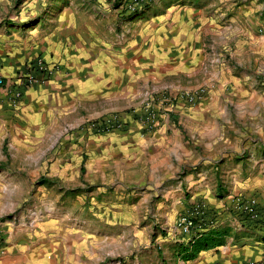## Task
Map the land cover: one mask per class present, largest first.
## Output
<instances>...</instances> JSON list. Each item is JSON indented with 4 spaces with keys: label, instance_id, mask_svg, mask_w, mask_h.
<instances>
[{
    "label": "crops",
    "instance_id": "obj_1",
    "mask_svg": "<svg viewBox=\"0 0 264 264\" xmlns=\"http://www.w3.org/2000/svg\"><path fill=\"white\" fill-rule=\"evenodd\" d=\"M44 1L0 0V77L9 86L0 87V264H91L95 240L73 232L71 209H90L94 190L114 186L165 193L168 240L186 249L181 264L221 263L194 254L203 229L183 237L174 222L189 202L210 203L213 177L242 192L264 184V90L237 71L222 15L185 0H155L131 16L87 0ZM38 57L54 74L14 104L12 84ZM198 90L202 101L166 105L150 134L133 123L106 135L81 129L131 114L147 94ZM61 132L66 148L50 153ZM260 245L245 257L264 261Z\"/></svg>",
    "mask_w": 264,
    "mask_h": 264
},
{
    "label": "rangeland",
    "instance_id": "obj_2",
    "mask_svg": "<svg viewBox=\"0 0 264 264\" xmlns=\"http://www.w3.org/2000/svg\"><path fill=\"white\" fill-rule=\"evenodd\" d=\"M87 1L95 6L104 4L120 14H126L124 1L127 0ZM141 1L139 10L127 14L128 16L137 14L155 0ZM185 1L204 5L209 10L216 9V14L222 15L219 20L221 27L228 29L225 35L230 46H233L230 49L236 53L242 63L241 66H236L237 71L250 76L255 84L254 87L264 90V53L260 50L261 44L258 45L264 42V0ZM44 3L45 6L50 4L58 7L63 3L80 4L81 2L46 0ZM250 40L251 44H249ZM67 130L69 132V129ZM66 135L67 133L61 132L58 141L48 146V151L51 153L65 149L67 141L63 138ZM80 155L88 157L83 153ZM83 163L84 161L81 164ZM105 175L106 183L110 185L115 173L106 170ZM243 179L245 181L248 177L243 176ZM230 182V178L222 175L211 178L210 203L206 204L207 213L201 221L204 236H207L205 239L213 240L214 243L216 242L215 245H218L208 250H201L204 252L206 262H210L211 258H219V262L223 264L251 261L252 259L245 257L246 254L259 248L260 243L264 242V213L261 214L259 210L261 206L264 210V184L260 191L242 192L234 190ZM94 184L99 182H95L94 179ZM216 184L219 185L217 189ZM93 198L94 204L90 209L80 207L71 209V212L75 213L77 222L70 226L75 234L87 232L95 240L91 264H181L184 258L182 253L185 250L175 246L173 240H168L169 228L163 219V214L169 213V208H164L165 193L140 191L136 188L122 190L121 187L114 186L110 190L101 192L94 190ZM236 198L241 200L240 206L234 205ZM247 200H255L259 204L253 216L244 209ZM120 210L129 215L125 218H116L115 215ZM136 213L138 216L135 215ZM205 239L200 240L194 248L202 249Z\"/></svg>",
    "mask_w": 264,
    "mask_h": 264
},
{
    "label": "built area",
    "instance_id": "obj_3",
    "mask_svg": "<svg viewBox=\"0 0 264 264\" xmlns=\"http://www.w3.org/2000/svg\"><path fill=\"white\" fill-rule=\"evenodd\" d=\"M124 13H136L139 10V5L142 4L141 0L124 1ZM54 74V68L50 67L46 61L38 57L22 72L17 75L16 81L12 84L14 91L12 92L11 101L14 104L20 101L22 96V89L33 86H40L47 83ZM6 80L0 77V87L8 90L9 86ZM11 86V85H10ZM206 96L205 90H198L191 93H181L175 98L168 96L166 92H155L147 94L142 102L137 107L136 111L131 114L113 113L98 119L87 121L81 129L95 135H106L115 131H126L130 123L136 124L141 131V135L150 134L154 131L159 123L160 115L166 105L172 102L180 101L187 106H194L204 99ZM166 111V110H165ZM242 204L239 198H236L234 205L240 206ZM259 204L255 200H247L244 209L252 216L256 213ZM260 213L263 214L262 206L259 208ZM207 213V205L204 201H193L186 204V208L178 214L175 219L174 227L176 231L183 237H190L196 233V237H200L199 233L202 228L201 218ZM3 231L0 229V250L3 244ZM210 264H223V263H210ZM239 264H264V261H250Z\"/></svg>",
    "mask_w": 264,
    "mask_h": 264
},
{
    "label": "trees",
    "instance_id": "obj_4",
    "mask_svg": "<svg viewBox=\"0 0 264 264\" xmlns=\"http://www.w3.org/2000/svg\"><path fill=\"white\" fill-rule=\"evenodd\" d=\"M45 181L44 180H41L40 181V183H44ZM205 238H207V236H202L201 238H200V240H202V239H205ZM216 244V242L214 243L213 242V240L212 241H209V240H206L205 239V241L203 242V245H202V249H199V247H197V248H195V250H194V254L198 251V250H208V249H210V248H213L214 246H217V245H215ZM194 246H195V244H194ZM185 251H186V249H184ZM185 251H184V253H185Z\"/></svg>",
    "mask_w": 264,
    "mask_h": 264
}]
</instances>
